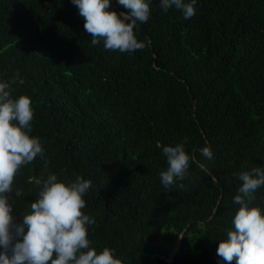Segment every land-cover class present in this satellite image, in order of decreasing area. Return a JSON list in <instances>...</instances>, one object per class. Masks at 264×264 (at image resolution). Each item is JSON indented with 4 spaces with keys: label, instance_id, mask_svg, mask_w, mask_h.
<instances>
[{
    "label": "trees",
    "instance_id": "16d2710c",
    "mask_svg": "<svg viewBox=\"0 0 264 264\" xmlns=\"http://www.w3.org/2000/svg\"><path fill=\"white\" fill-rule=\"evenodd\" d=\"M194 9L185 19L150 0L134 30L143 49L121 53L92 45L71 0H0V82L30 97V135L44 148L7 194L15 223L48 175L80 176L91 181L82 211L97 253L114 249L122 264H225L216 250L239 208L237 175L264 169V0ZM109 10L127 12L117 0ZM177 143L189 169L166 188L162 148ZM254 196L264 212V185Z\"/></svg>",
    "mask_w": 264,
    "mask_h": 264
},
{
    "label": "clouds",
    "instance_id": "9594fccd",
    "mask_svg": "<svg viewBox=\"0 0 264 264\" xmlns=\"http://www.w3.org/2000/svg\"><path fill=\"white\" fill-rule=\"evenodd\" d=\"M84 20V30L92 37V45L103 41L106 50L132 53L143 49L135 29L146 23L150 15V0H117L127 12L110 9V0H71ZM196 0H161L167 11L175 7L185 19L195 14ZM20 83H23L21 80ZM32 101L27 95L13 98L9 82H0V264H122L114 257V249L104 247L97 253L88 239L87 225L94 223L82 209L84 196L91 181L77 176L74 181H60L48 175L38 199L30 204L31 211L15 223L12 204L7 194L12 192L14 179L21 168L43 157L44 148L37 136L30 135L33 120ZM187 138H185L186 141ZM167 170L160 173L167 188L175 179H184L189 169L190 155L184 143L163 146ZM202 155L212 158L209 147ZM241 181L233 203L239 205L232 218V228L221 239L217 255L225 264H264V212L252 206L254 193L264 185V169L254 167L237 175ZM20 190L16 196H21Z\"/></svg>",
    "mask_w": 264,
    "mask_h": 264
},
{
    "label": "water",
    "instance_id": "95a60500",
    "mask_svg": "<svg viewBox=\"0 0 264 264\" xmlns=\"http://www.w3.org/2000/svg\"><path fill=\"white\" fill-rule=\"evenodd\" d=\"M180 240H181V236H179V238H178V243H177V245L174 247V249L172 250V253H171V256H170V261L172 260V258H173L174 255H175L176 250L178 249V244H179Z\"/></svg>",
    "mask_w": 264,
    "mask_h": 264
}]
</instances>
